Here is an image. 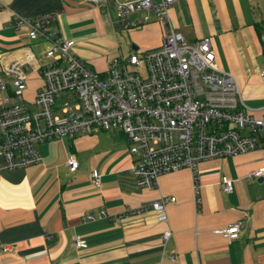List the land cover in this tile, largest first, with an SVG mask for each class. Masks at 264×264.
Listing matches in <instances>:
<instances>
[{
    "label": "crops",
    "instance_id": "0c3cea01",
    "mask_svg": "<svg viewBox=\"0 0 264 264\" xmlns=\"http://www.w3.org/2000/svg\"><path fill=\"white\" fill-rule=\"evenodd\" d=\"M54 11L57 36L74 39L76 54L99 71L114 57L163 43L162 22L125 28L113 20L115 8L110 13L86 0H0L1 77L9 79L5 67L28 51L45 60L47 43L31 40L14 18ZM170 20L189 43L209 38L217 64L237 77L246 106L264 114V0H178ZM43 83L41 75L29 73L28 101ZM130 145L123 130L97 128L38 144V164L10 169L0 156V246L18 248L0 251V264H264V174L250 176L264 167V146L200 161L195 171L163 174L147 188L134 177L137 155ZM71 154L79 160L74 172ZM94 170L101 173L100 187ZM227 180L232 192L224 191ZM164 196L176 200L159 215L151 204ZM239 220V238L218 232ZM168 229L172 236L164 242ZM77 235L86 247L74 245Z\"/></svg>",
    "mask_w": 264,
    "mask_h": 264
},
{
    "label": "built area",
    "instance_id": "2783aa9c",
    "mask_svg": "<svg viewBox=\"0 0 264 264\" xmlns=\"http://www.w3.org/2000/svg\"><path fill=\"white\" fill-rule=\"evenodd\" d=\"M86 1L110 13L115 8L112 18L125 28L162 22L163 43L112 58L108 69L99 71L76 54L74 39L57 36L53 29L57 12L16 16L17 27H26L31 40H42L47 46L44 62L28 51L5 67L9 79L0 76V156L8 168L40 163V143L93 133L97 128L121 129L131 141V153L137 155L132 170L138 186L153 188L163 174L187 167L195 171L200 161L264 146V114L257 116L246 106L237 77L217 64L210 39L189 43L173 27L170 9L178 0ZM141 12L142 18L130 19ZM29 73H38L44 81L32 101L25 97ZM261 76L264 80V70ZM68 166L72 172L78 169L74 154ZM263 174L261 167L250 176ZM92 179L101 186L98 170ZM232 190V180L225 181L224 191ZM175 200L164 196L151 206L164 215L168 202ZM196 202L199 205L198 195ZM243 225L239 220L218 232L237 239ZM171 236L172 230H166L164 242ZM73 242L76 247L87 246L79 235ZM0 251L18 248L2 244Z\"/></svg>",
    "mask_w": 264,
    "mask_h": 264
},
{
    "label": "rangeland",
    "instance_id": "374dc122",
    "mask_svg": "<svg viewBox=\"0 0 264 264\" xmlns=\"http://www.w3.org/2000/svg\"><path fill=\"white\" fill-rule=\"evenodd\" d=\"M134 15V14H133ZM108 17V16H107ZM109 18V17H108ZM121 37V39L124 37V36H120ZM36 50L39 52V48H36ZM127 54H129V52L127 51V52H125V54H123V55H127ZM115 58V57H114ZM141 71H142V74H146V70L145 69H141ZM33 79H35V78H33Z\"/></svg>",
    "mask_w": 264,
    "mask_h": 264
},
{
    "label": "water",
    "instance_id": "95a60500",
    "mask_svg": "<svg viewBox=\"0 0 264 264\" xmlns=\"http://www.w3.org/2000/svg\"><path fill=\"white\" fill-rule=\"evenodd\" d=\"M131 142V141H130Z\"/></svg>",
    "mask_w": 264,
    "mask_h": 264
}]
</instances>
